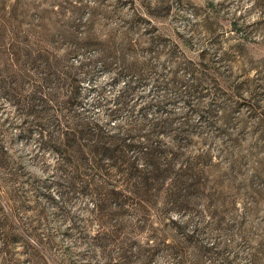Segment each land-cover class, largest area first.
I'll return each instance as SVG.
<instances>
[{
    "label": "rangeland",
    "instance_id": "rangeland-1",
    "mask_svg": "<svg viewBox=\"0 0 264 264\" xmlns=\"http://www.w3.org/2000/svg\"><path fill=\"white\" fill-rule=\"evenodd\" d=\"M132 18L140 30L153 24L174 48L173 55L139 49L135 60L151 65L144 78L125 75L111 84L112 71L78 67L93 49L61 59L66 43H51L67 22L78 37L85 28L102 38L127 29ZM56 58L57 70L43 68ZM172 77L176 90L156 87ZM126 81L135 92L119 106L114 98ZM157 101L162 109L149 106L141 119L139 108ZM155 116L171 121L167 144L189 128L185 145L173 147L183 156L204 149L215 155L235 143L246 154L238 172L253 181L223 201L203 193L190 209L170 211L187 229L199 226L198 240L210 247L203 254L188 249L186 263L264 264V0H0V264H113V246L104 249L108 258L92 243L101 227L94 193L82 192L80 180H63L51 138L60 142L76 122L115 131ZM220 165L230 168L226 160ZM150 218L160 227L157 211ZM119 221L133 225L137 217ZM174 261L162 256L153 264Z\"/></svg>",
    "mask_w": 264,
    "mask_h": 264
},
{
    "label": "trees",
    "instance_id": "trees-1",
    "mask_svg": "<svg viewBox=\"0 0 264 264\" xmlns=\"http://www.w3.org/2000/svg\"><path fill=\"white\" fill-rule=\"evenodd\" d=\"M74 29L67 22L65 30H57L51 40L52 44L66 43V52L61 59L93 49V56L85 63H78V67L87 69L98 64L112 71L111 84L125 75L144 78L151 71L148 61L135 60L139 49L155 55L164 51L168 55L174 54V48L164 43L165 38L153 24L143 25L140 30V19L132 18L127 29L110 31L102 38L85 28L83 36L78 37ZM41 48L44 47L37 50ZM25 55L28 57L30 51ZM61 59L48 60L43 63V68L57 70ZM175 82L172 77L167 84L155 85L176 90ZM195 84L190 86L191 90ZM134 92V84L124 82L114 103L123 106ZM147 106L139 108L141 119L145 118L149 106H155L157 111L162 109L158 101ZM132 123L133 128L115 131L85 122L66 127L61 132L60 142L56 141L59 138H51L53 150L60 160L57 169L71 186L80 180L82 192L94 193L93 216L101 227L91 237L92 243L108 258L113 254L104 249L113 246L116 255L113 264H153L162 256L175 259L174 264H187L188 249L203 254L209 252L210 247L198 240L202 230L199 226L187 229V222L170 216V211L190 209L199 194L209 193L223 201L227 192L238 188L239 184L251 189L253 181L242 179L238 172L246 154L237 150L233 143L227 152L214 155L204 149L194 155L183 156L173 147L185 145L189 128L181 127L172 134L170 145L163 139L171 128L168 118L155 116L145 123ZM213 157L218 161H213ZM225 160L230 166L228 169L220 167ZM235 168L237 174L230 172ZM111 176L113 180L109 178ZM152 210L158 213L160 227L152 226ZM130 213L137 217L136 224L119 221ZM213 217L216 221L217 213ZM142 233H145V239L139 241L137 236ZM78 237H82L80 233Z\"/></svg>",
    "mask_w": 264,
    "mask_h": 264
}]
</instances>
